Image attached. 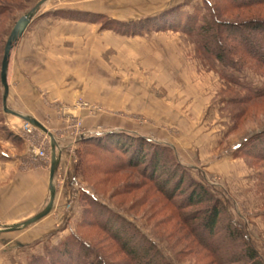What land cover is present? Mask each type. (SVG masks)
Wrapping results in <instances>:
<instances>
[{"label":"rangeland","instance_id":"1","mask_svg":"<svg viewBox=\"0 0 264 264\" xmlns=\"http://www.w3.org/2000/svg\"><path fill=\"white\" fill-rule=\"evenodd\" d=\"M37 1L25 4L30 9ZM149 1L49 0L23 29L7 68L8 104L36 108V117L56 140L72 141L67 148L71 168L57 176L58 201L45 216L53 220L52 230L40 238L23 236L26 228L0 233V264H29L73 235L109 264H130L94 219L101 204L146 235L170 264H218L197 241L193 222L184 219L197 208H180L182 196L168 198L143 166L128 165V153L91 147L95 157L87 156L85 173L88 148L80 139L109 130L165 146L182 165V186L188 178L204 180L224 204L222 217L243 225L264 257V161L233 154L247 137L264 131V96L255 98L247 90L264 92V64L236 54L231 59L238 68L223 66L206 53L198 33L182 24L194 21L197 29L217 10L221 23L244 27L245 35L262 43L249 28L264 23V0H175L158 12L178 5L177 29L153 24L142 33L122 34L101 27L106 19L129 21L121 16L132 11L140 12L138 18L157 14L148 9L160 4ZM29 9L13 18L0 15V51L16 19ZM58 10L105 17L96 23L75 21L61 18ZM222 36L234 45L230 36ZM27 69L33 81L24 77ZM21 89H29L32 97L20 100ZM2 93L0 82V224H7L32 216L33 208L40 210L48 201L50 158H41L38 149L50 157V143L39 129L25 133L23 120L3 112ZM82 129L87 133L76 136Z\"/></svg>","mask_w":264,"mask_h":264},{"label":"trees","instance_id":"2","mask_svg":"<svg viewBox=\"0 0 264 264\" xmlns=\"http://www.w3.org/2000/svg\"><path fill=\"white\" fill-rule=\"evenodd\" d=\"M25 1L0 0V15L5 13L12 17L15 12L29 9ZM177 9L178 5L163 9L155 15L129 19V21L106 19L101 27L122 34L142 33L153 24L158 26L168 24L166 28L177 29L176 26L180 22ZM216 11L211 13L208 22L195 25L198 30L193 29L194 21L190 23V26L187 19L185 23H182L183 27L196 31L206 53L223 66L238 68L239 63L231 59V56L236 54H247L264 64V23L249 28L256 36L260 37L262 41L260 43L256 42L253 36L245 35L244 27L242 29L238 25L221 23L216 18ZM56 14H59L63 19L90 23H96L100 21L99 18L105 17L99 13L82 10H58ZM155 28V30L159 29V27ZM189 31L187 29V32ZM222 35H225L227 40H229L227 36H230L234 45H227L226 40L223 41L220 38L223 37ZM211 41L212 44L209 43ZM2 54L3 50L0 51V65ZM247 88L248 92L255 98L264 96V92H259L251 86ZM80 140L88 148L82 166L85 173L87 172L86 169L89 171L87 166V156L91 154L89 148L95 147L106 152L114 148L128 153V165L143 166L142 169L149 172V176L157 178L156 182L168 198H173L177 194L182 196L178 203L180 208H197L195 211L184 215V219L193 222L194 235L197 241L213 254L218 264H264V257L254 247L250 235L243 225L230 216L222 217V214L226 212L224 204L217 197L214 198L204 180L197 181L188 178L186 186H182L185 179L184 174H179L182 165L174 155L171 156L165 146L153 143L140 134H129L122 130H109L103 134L84 137ZM153 144L155 146L153 151L150 152L149 149H145ZM233 154L234 156L249 158L251 161H264V131L247 137L234 148ZM90 156L95 157L93 154ZM80 162L79 159L75 167L76 173ZM95 211H93L95 221L124 253L130 264H170L146 235L139 232L135 227L129 226L128 222L120 220L115 213L105 209L103 204L98 206ZM92 255H94L93 259H91ZM29 264L109 263L91 244L73 235L72 240L63 241L48 250L46 256L33 257Z\"/></svg>","mask_w":264,"mask_h":264},{"label":"water","instance_id":"3","mask_svg":"<svg viewBox=\"0 0 264 264\" xmlns=\"http://www.w3.org/2000/svg\"><path fill=\"white\" fill-rule=\"evenodd\" d=\"M49 0H38L28 11L20 15L16 21L14 22L9 35L6 39L3 48V54L1 59L0 65V82L3 86V93H2V110L4 113L16 116L21 120L28 122L35 128L39 129L41 132L47 135L49 138L50 143V163H49V170H48V201L46 204L32 216L14 223H7V224H0V233L5 232H13L27 228L28 226L38 222L45 216H47L54 203L55 198V184H54V176L59 166L60 154L61 151L59 149L57 140L54 134L38 119L30 115H24L17 111L10 109L7 105V97L9 92V86L7 81V68L9 64V59L12 53V50L17 43L23 29L27 24H29L36 13L38 12L39 8Z\"/></svg>","mask_w":264,"mask_h":264},{"label":"crops","instance_id":"4","mask_svg":"<svg viewBox=\"0 0 264 264\" xmlns=\"http://www.w3.org/2000/svg\"><path fill=\"white\" fill-rule=\"evenodd\" d=\"M148 1V0H147ZM172 2H175V0H150L149 3L150 4H160L159 6H154L152 7L151 9H148L149 11H154L152 13H155V12H158L160 8H162V5L164 4H167V3H172ZM133 3V2H132ZM159 8V9H158ZM140 14V12H138ZM136 11H132L131 15L129 16H121V18H126V19H134V18H138ZM133 14V15H132ZM29 71L30 70H26L24 71V77L28 80V82L30 81H33L34 79H32V75L29 74ZM29 89H24L20 91L19 93V99L22 100V101H25L26 99V96H30L32 97V93ZM9 92H8V97H7V105L10 109L14 110V111H17L21 114H24V115H30V116H33L35 117L36 119H39L38 117H36L37 114H39L36 110V108H32L31 106V109L30 110H19L17 108H14L13 106H10L8 104V101H9ZM18 105V104H17ZM23 105H21L22 107ZM13 116V115H12ZM16 117V116H14ZM40 121V120H39ZM12 122V121H10ZM15 122V121H14ZM18 122V121H16ZM76 138V137H75ZM73 138V139H75ZM57 143H58V146H59V149L61 151V154H60V160H59V166H58V169L55 173V176H54V183H55V198H54V203H53V206L55 205L56 201H58V189H57V186H56V182L59 180L57 179V176H61L62 173H63V177L65 175H68L70 173V168H71V164L70 162L68 161V156H67V153H68V149L69 147H71L70 145H73L72 141L71 142H67L66 144L61 142L60 140H57ZM56 177V179H55ZM62 178V176H61ZM47 186H48V179H47ZM59 186V185H58ZM72 186V181L70 182V185L68 186V188L70 189ZM67 188V189H68ZM40 205V204H39ZM43 207V206H42ZM41 209V208H40ZM39 209L37 207L33 208L32 211H35L37 212ZM33 212V213H35ZM52 227H53V220L52 219H49L48 217H45V218H42L41 220H39L38 222L30 225L28 228L25 229L24 233H23V236H27V237H32V238H40V237H43L44 235H46L48 233V231L52 230ZM47 230V231H46ZM12 233V232H11ZM4 234V233H3ZM5 234H9V232L5 233Z\"/></svg>","mask_w":264,"mask_h":264},{"label":"built area","instance_id":"5","mask_svg":"<svg viewBox=\"0 0 264 264\" xmlns=\"http://www.w3.org/2000/svg\"><path fill=\"white\" fill-rule=\"evenodd\" d=\"M23 130L25 131V133H31L34 129H36L34 126H32L31 124H29L28 122H25L23 123ZM82 133H87V130L85 129H82L80 130L76 136H79L81 135ZM38 154L41 158H47V160H49V154L43 150V149H38Z\"/></svg>","mask_w":264,"mask_h":264}]
</instances>
